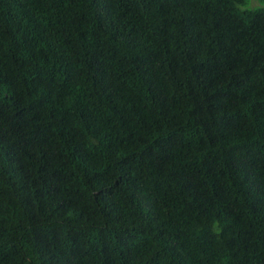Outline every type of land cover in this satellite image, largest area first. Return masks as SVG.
Segmentation results:
<instances>
[{"label":"trees","instance_id":"1","mask_svg":"<svg viewBox=\"0 0 264 264\" xmlns=\"http://www.w3.org/2000/svg\"><path fill=\"white\" fill-rule=\"evenodd\" d=\"M258 1L0 0V264H264Z\"/></svg>","mask_w":264,"mask_h":264},{"label":"rangeland","instance_id":"2","mask_svg":"<svg viewBox=\"0 0 264 264\" xmlns=\"http://www.w3.org/2000/svg\"><path fill=\"white\" fill-rule=\"evenodd\" d=\"M258 0H253V3H252V0H250V2L248 3V6H258L259 4H262L260 1H258L259 3L258 4H254V3H257Z\"/></svg>","mask_w":264,"mask_h":264}]
</instances>
